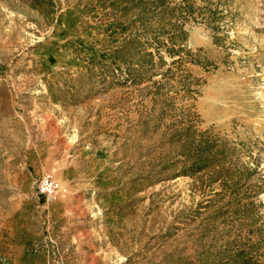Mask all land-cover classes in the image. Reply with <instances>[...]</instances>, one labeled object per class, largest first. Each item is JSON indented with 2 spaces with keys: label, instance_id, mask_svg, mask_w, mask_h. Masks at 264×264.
<instances>
[{
  "label": "rangeland",
  "instance_id": "obj_1",
  "mask_svg": "<svg viewBox=\"0 0 264 264\" xmlns=\"http://www.w3.org/2000/svg\"><path fill=\"white\" fill-rule=\"evenodd\" d=\"M0 264H264V0H0Z\"/></svg>",
  "mask_w": 264,
  "mask_h": 264
},
{
  "label": "built area",
  "instance_id": "obj_2",
  "mask_svg": "<svg viewBox=\"0 0 264 264\" xmlns=\"http://www.w3.org/2000/svg\"><path fill=\"white\" fill-rule=\"evenodd\" d=\"M38 193L47 200H51L56 194L62 193L60 185L51 173L43 174L37 183Z\"/></svg>",
  "mask_w": 264,
  "mask_h": 264
}]
</instances>
